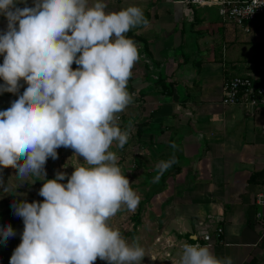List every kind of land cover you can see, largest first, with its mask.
<instances>
[{
    "label": "clouds",
    "instance_id": "clouds-1",
    "mask_svg": "<svg viewBox=\"0 0 264 264\" xmlns=\"http://www.w3.org/2000/svg\"><path fill=\"white\" fill-rule=\"evenodd\" d=\"M19 2L25 0H0L7 19L0 32V93L17 94L20 82L26 85L0 111V169L16 168L21 183L29 176L44 182L42 202L12 204L24 229L10 264H142L145 249L110 224L140 202L112 147L122 150L131 135L119 121L134 102L128 83L140 52L127 33L149 21L139 6L107 11L105 0H33L23 8ZM62 147L83 162L70 176L46 179L45 165ZM176 163L174 155L158 161L155 179ZM15 235L11 225L0 227V242ZM176 264L233 260L185 243Z\"/></svg>",
    "mask_w": 264,
    "mask_h": 264
},
{
    "label": "crops",
    "instance_id": "crops-1",
    "mask_svg": "<svg viewBox=\"0 0 264 264\" xmlns=\"http://www.w3.org/2000/svg\"><path fill=\"white\" fill-rule=\"evenodd\" d=\"M106 4L109 11L139 6L149 21L127 33L138 45L140 60L128 83L134 102L123 113L126 120L138 123L133 142L142 150L136 162L144 175L138 185L151 187L156 217L164 219L158 238L175 241L167 244L165 259L177 261L185 243H199L219 257L230 256L233 264H264V207L254 204L264 177L248 180L264 168L260 128L264 105L248 113L227 105L231 107L227 117L221 109L222 118L208 119L213 128L204 131L202 121L192 120L209 91L208 82H203L209 77L199 76V66L219 63L218 103L227 77L225 62L245 59L251 71V64L264 57V33L257 31L264 17H256L244 32L224 23L213 6L195 10L182 0H106ZM158 79L164 83L158 84ZM229 122L232 125L227 126ZM227 127L234 132H227ZM170 142L177 144L176 150ZM173 155L177 163L155 179L157 162ZM162 194L167 200L161 206L157 195ZM217 228L221 231L216 236ZM204 234H211L209 241L202 239Z\"/></svg>",
    "mask_w": 264,
    "mask_h": 264
},
{
    "label": "rangeland",
    "instance_id": "rangeland-1",
    "mask_svg": "<svg viewBox=\"0 0 264 264\" xmlns=\"http://www.w3.org/2000/svg\"><path fill=\"white\" fill-rule=\"evenodd\" d=\"M107 2L109 3V0H107ZM26 5L28 7L33 6V0H25V2H19L17 4V7L23 8ZM192 8H194L195 10L198 9L194 6H192ZM107 11L109 10L107 9ZM6 29L7 19L3 15H0V32L5 31ZM239 61H241V63L239 62L230 65H228L227 61L225 62L224 70L226 71V75H244V73H247L249 71V68L247 67L248 65L245 63V59H241ZM2 62L3 56H0V64H2ZM72 67L75 69L77 66L73 64ZM220 72L221 68L218 62H211L208 64L205 63L199 66V76L209 77V79L203 80V82H208L207 86L209 88V91L206 93L207 100L205 97L203 99V102L199 100L201 102V106H196L194 110V117L192 118V120L194 121V123L196 122V120H198V122L202 121L203 131L213 128V123L209 120L216 119L218 117L222 118L221 109L224 108L223 116H225L226 118V115L228 113L226 110L233 107L222 105L220 101L217 103L218 78L216 77V74H219ZM0 84H3L2 80H0ZM20 84L21 87L19 89V93L17 94L9 92L0 93V111L9 108L11 102L16 100L18 98V95L23 92L26 85L23 81H21ZM196 96L197 95H194V97ZM119 123L122 129L126 126L129 127L131 133L130 139L122 150L116 148L115 144L113 145L112 150L117 152L119 157V165L121 166L123 173L129 178L131 187L140 196V202L134 212H120L114 218H112L110 224L112 227L118 228L126 237L129 243H131L133 240L138 241L139 244L145 249L146 256L144 257L142 264H175L176 261L173 258L172 260H169V258L165 259L166 255L164 254L165 248L168 246L167 244H170L172 241L160 239V237L158 238L157 235L159 233L158 229L163 226L164 219H161L160 222V217H156L154 197H152L151 194L153 190H150L151 187L149 188V186H140V184L138 185L140 179L144 176L142 175V170H137L139 166L136 162L138 161L136 157L140 155L139 153L142 150L138 148L140 147V145H136V143L133 142L138 138V123H133L126 120V116L124 115V113L122 114ZM230 125H232L231 122H229L227 126ZM226 130L227 132H234V130L229 127H227ZM57 152L58 158H49L45 165V170L47 173L46 179H54L57 172H65L70 176L72 171H74V167L80 166V164L83 162V158H79V160L75 155H73V151L71 149L62 147L59 148ZM215 162L217 161L215 160ZM16 174L17 169L14 167L0 169V212L5 209L6 205H11L13 204V202L19 203L20 201L24 200H26L27 202L39 201L43 198L38 195L39 190L44 182L42 181V176H29L23 183H21ZM157 196L159 197L157 198L158 203L162 206V202L166 201L167 199L163 194L162 197H160L159 195ZM256 208L260 209L261 206L256 205ZM136 214L139 215V218L135 216ZM8 225H11L16 235L10 237L6 243L0 242V264H10V258L13 251L21 243V234L24 229L22 218L14 215V213L12 212L0 215V227H7ZM95 264H106V262L97 259Z\"/></svg>",
    "mask_w": 264,
    "mask_h": 264
},
{
    "label": "built area",
    "instance_id": "built-area-1",
    "mask_svg": "<svg viewBox=\"0 0 264 264\" xmlns=\"http://www.w3.org/2000/svg\"><path fill=\"white\" fill-rule=\"evenodd\" d=\"M187 5L196 8L215 7L217 15L226 24L247 32L248 23L256 17H264V0H182ZM257 31L264 33V25ZM250 70L244 75L228 74L221 83L220 103L241 108L245 112H251L256 106L264 105V57L252 63ZM122 113L120 114V118ZM264 131V124L260 126ZM254 204L264 207V187L254 195ZM258 218L263 219L257 214ZM261 225V235L264 234V220ZM216 236L221 229H215ZM211 234L202 235L204 241H209ZM195 244V243H194Z\"/></svg>",
    "mask_w": 264,
    "mask_h": 264
},
{
    "label": "trees",
    "instance_id": "trees-1",
    "mask_svg": "<svg viewBox=\"0 0 264 264\" xmlns=\"http://www.w3.org/2000/svg\"><path fill=\"white\" fill-rule=\"evenodd\" d=\"M157 82H158V84L164 83L161 79H158ZM157 82H156V84H157ZM166 86H167V84H165V88H167ZM260 176H263L264 177V168H262L259 171H256V172L251 173L248 180L251 181V182H253L254 180H256V178H259ZM65 182H66V179L63 182H61V183H65ZM263 182H264V180H263ZM39 201L42 202L43 201V198L40 199ZM31 202H33V201H31ZM31 202H29V203H31ZM9 212H12L13 213L12 204L11 205H6L5 209L2 212H0V215H2L4 213H9ZM135 216L137 218H139V215L136 214Z\"/></svg>",
    "mask_w": 264,
    "mask_h": 264
}]
</instances>
